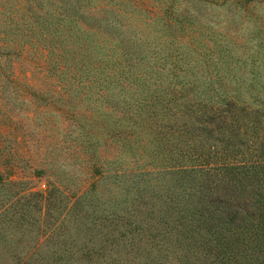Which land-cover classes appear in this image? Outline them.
Here are the masks:
<instances>
[{"label": "trees", "instance_id": "trees-1", "mask_svg": "<svg viewBox=\"0 0 264 264\" xmlns=\"http://www.w3.org/2000/svg\"><path fill=\"white\" fill-rule=\"evenodd\" d=\"M198 1L54 0L0 26V196L18 182L5 177L4 141L22 114L8 106L30 96L63 107L84 151L109 153L90 155L88 187L64 194L83 234L75 244L62 222L48 228L63 260L52 264H70V245L84 264H264V0ZM241 15L253 27L238 35L227 25ZM30 48L43 65L18 75L13 60ZM101 182L111 203L96 199Z\"/></svg>", "mask_w": 264, "mask_h": 264}, {"label": "rangeland", "instance_id": "rangeland-1", "mask_svg": "<svg viewBox=\"0 0 264 264\" xmlns=\"http://www.w3.org/2000/svg\"><path fill=\"white\" fill-rule=\"evenodd\" d=\"M54 0H0V26L22 25L34 21L33 13L39 7L41 9L52 12ZM100 0H91L87 6L93 4L94 9L99 8ZM195 5L200 7L203 3L193 0ZM264 4V3H263ZM212 12L214 14H224L225 8L213 6ZM235 10L239 14L244 12L237 8L228 6V11ZM206 11V10H205ZM257 9L252 12L251 18H255L254 13H259ZM52 14V13H51ZM221 16V15H220ZM256 19V18H255ZM258 19V16H257ZM245 18L235 17L228 22V28L235 29L238 35L241 34L244 27L251 29L252 22L246 21ZM227 24V22L225 21ZM237 25L234 27V25ZM27 48V46H25ZM41 49H25V52L19 59L13 60L14 72L19 74H34V65H43ZM31 72V73H30ZM30 82L34 87H39L45 90L47 83L40 82L35 79L33 83L32 78ZM6 91H4V95ZM27 96L28 93L22 94ZM29 96V95H28ZM31 103L21 110H17L12 106L13 116L20 112L21 127L12 132L7 133V139L4 144L7 145V150L11 153L6 154V158H14V164L8 166L9 173L6 178L18 180L15 186H10V191H5L0 196L2 200L4 215L0 214V264H52L56 262H63V260L52 259V253L57 250L58 244L55 242L54 236L46 238L50 233L48 228H54L58 222H62L69 233L74 238V243L77 244L82 239L83 231L79 228L76 230L73 227L74 218L70 213V201L65 198L71 196L72 193L79 192L86 189L88 183L92 180L90 176V155L93 158L105 155L102 150L101 142L95 146L92 152L84 151L80 138L76 135L73 128L74 124L71 120L64 117L62 113L63 107H56L44 105L37 101L35 97L30 96ZM58 105V104H57ZM34 107L36 112L31 110ZM6 109V105L0 104V109ZM79 112L82 108L72 109ZM28 116V117H27ZM81 124L88 126V124L81 117L79 119ZM101 138H99L100 140ZM81 143V144H80ZM4 164L0 168H5ZM110 165V164H109ZM111 166V165H110ZM36 169H42L43 173H35ZM52 183V184H50ZM57 186L58 194L51 198V202H43L34 196H27L28 191L37 190L44 194L49 187ZM62 191V192H61ZM72 192V193H71ZM116 189L112 184L101 182L95 186V195L99 200L105 199V203H111L110 199L116 195ZM94 196V194L91 192ZM110 198H106L110 195ZM15 195H19L17 198ZM109 200V201H108ZM25 219L21 224L17 223V219L22 210ZM72 228V229H71ZM76 247L69 246V252L73 255L67 259L70 264H84V260L78 257L75 253ZM75 250V251H74Z\"/></svg>", "mask_w": 264, "mask_h": 264}]
</instances>
